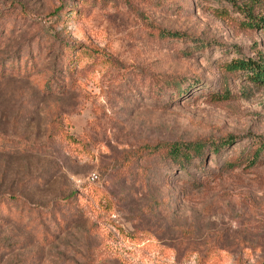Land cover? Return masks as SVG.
Instances as JSON below:
<instances>
[{"label": "rangeland", "instance_id": "obj_1", "mask_svg": "<svg viewBox=\"0 0 264 264\" xmlns=\"http://www.w3.org/2000/svg\"><path fill=\"white\" fill-rule=\"evenodd\" d=\"M240 23L228 0H0V264H264V85L224 70L264 32ZM56 114L78 143L46 137ZM226 136L185 168L152 150Z\"/></svg>", "mask_w": 264, "mask_h": 264}, {"label": "trees", "instance_id": "obj_2", "mask_svg": "<svg viewBox=\"0 0 264 264\" xmlns=\"http://www.w3.org/2000/svg\"><path fill=\"white\" fill-rule=\"evenodd\" d=\"M231 8L237 12L240 16V24L243 27L249 29H258L264 32V0H228ZM63 10V4L53 7L52 13L54 16L58 17L61 11ZM225 12V11H224ZM158 37L166 38L171 41H183L186 37L183 33L166 29L164 27L157 26L154 28ZM202 43H194L193 47H200ZM64 50L70 49V46L65 44L63 45ZM66 49V50H67ZM187 48L180 49L181 54H186L188 52ZM256 58L246 57V58H235L229 60L224 65V70L227 72H239L245 74V76L252 82L264 85V59L261 54H257ZM23 69V67H22ZM58 70L50 71L48 78L42 81L40 89L43 92H50L55 94L56 92H62V85H55L51 87V84L54 79L59 80V82H64V78L67 76V72L71 70L70 67H66L62 63H59ZM17 72L20 71V68L16 69ZM22 72L24 74L25 70ZM64 72L66 75H64ZM22 73V74H23ZM59 75V76H58ZM153 85H156L158 89H162L165 92L171 93L172 96L178 97L184 88H181V79L177 76H171L167 74L156 75L152 80ZM193 84V83H192ZM65 86V85H64ZM171 96V95H170ZM169 96L168 100L171 101ZM218 98V97H215ZM61 115L56 114L50 117L48 123V129L46 137L51 140L65 139L70 143H78L79 139L75 138L73 135L69 134L62 126V121L60 118ZM235 137L226 136L219 141L212 143H205L204 141H161L152 146V150H156L163 154L164 158L172 164L180 168H185L188 164L193 162L194 158L200 157L207 150L210 152L217 153L220 149L232 144ZM253 150L250 153V158L248 159V164H253L258 157V154L264 149V136L253 137L252 142L250 143ZM19 146H13L12 148L18 149ZM17 200V197H8L0 200V209H8L10 204L13 201ZM20 214V213H18ZM44 239V236H43Z\"/></svg>", "mask_w": 264, "mask_h": 264}, {"label": "built area", "instance_id": "obj_3", "mask_svg": "<svg viewBox=\"0 0 264 264\" xmlns=\"http://www.w3.org/2000/svg\"><path fill=\"white\" fill-rule=\"evenodd\" d=\"M95 177V175H93Z\"/></svg>", "mask_w": 264, "mask_h": 264}]
</instances>
